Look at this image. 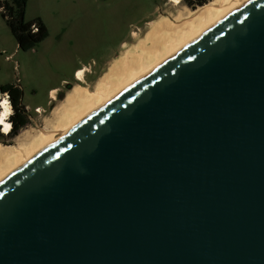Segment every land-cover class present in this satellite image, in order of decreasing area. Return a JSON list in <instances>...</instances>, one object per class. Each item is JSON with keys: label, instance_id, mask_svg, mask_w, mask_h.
Returning a JSON list of instances; mask_svg holds the SVG:
<instances>
[{"label": "water", "instance_id": "1", "mask_svg": "<svg viewBox=\"0 0 264 264\" xmlns=\"http://www.w3.org/2000/svg\"><path fill=\"white\" fill-rule=\"evenodd\" d=\"M0 264H264V0L3 176Z\"/></svg>", "mask_w": 264, "mask_h": 264}, {"label": "rangeland", "instance_id": "2", "mask_svg": "<svg viewBox=\"0 0 264 264\" xmlns=\"http://www.w3.org/2000/svg\"><path fill=\"white\" fill-rule=\"evenodd\" d=\"M199 6L187 0L178 5L170 0H28L25 20L40 18L48 35L26 51L17 48L0 14V85L20 86L28 115L14 136L0 132V143H31L39 129H52L77 84V68L90 69L77 81L92 89L115 58L140 48L156 22L187 16ZM53 88L58 90L54 99L49 95Z\"/></svg>", "mask_w": 264, "mask_h": 264}, {"label": "bare ground", "instance_id": "3", "mask_svg": "<svg viewBox=\"0 0 264 264\" xmlns=\"http://www.w3.org/2000/svg\"><path fill=\"white\" fill-rule=\"evenodd\" d=\"M170 1L178 5L181 0ZM245 1L212 0L188 10L187 16L175 20L163 17L156 22L140 48L115 58L92 89L78 82L67 93L64 115L52 129H39L31 143H0V179Z\"/></svg>", "mask_w": 264, "mask_h": 264}, {"label": "trees", "instance_id": "4", "mask_svg": "<svg viewBox=\"0 0 264 264\" xmlns=\"http://www.w3.org/2000/svg\"><path fill=\"white\" fill-rule=\"evenodd\" d=\"M28 0H1L0 14L13 35L17 48L26 51L32 49L36 44L44 40L48 31L44 22L40 18L25 20V9ZM207 0H187L190 6L202 5ZM35 25L39 31H33ZM13 88L11 84L0 85V91H5ZM13 105L17 113V122L13 124L10 136H14L18 130L28 123V115L25 111V106L22 103V90L16 89Z\"/></svg>", "mask_w": 264, "mask_h": 264}, {"label": "clouds", "instance_id": "5", "mask_svg": "<svg viewBox=\"0 0 264 264\" xmlns=\"http://www.w3.org/2000/svg\"><path fill=\"white\" fill-rule=\"evenodd\" d=\"M32 27L34 33L39 31V29L35 25H33ZM89 70L90 69L87 68L78 69L75 72L76 79L83 80L84 72ZM57 91V89H52L50 90L49 95L54 99ZM37 111L39 112L40 109H37ZM12 115H14V110L10 102L9 93H0V132L5 135H7L13 127V122L9 120V117H11Z\"/></svg>", "mask_w": 264, "mask_h": 264}, {"label": "flooded vegetation", "instance_id": "6", "mask_svg": "<svg viewBox=\"0 0 264 264\" xmlns=\"http://www.w3.org/2000/svg\"><path fill=\"white\" fill-rule=\"evenodd\" d=\"M76 79V77H75ZM76 79V83H78V81L80 82V80ZM82 82V81H81ZM16 89H20V86L19 85H13V88L9 89V90H5V91H0L1 93H4V92H8L9 93V96H10V102H11V105L13 107V110H14V115H12L11 117H9V120L11 122H13V124H15L17 122V113H16V109L13 105V100L15 98V94H16ZM1 136V134H0Z\"/></svg>", "mask_w": 264, "mask_h": 264}, {"label": "crops", "instance_id": "7", "mask_svg": "<svg viewBox=\"0 0 264 264\" xmlns=\"http://www.w3.org/2000/svg\"><path fill=\"white\" fill-rule=\"evenodd\" d=\"M80 68H87V67L83 66V67H80ZM80 68H77V69L75 70V72H76L78 69H80ZM53 89H55V88H53ZM51 90H52V89H51Z\"/></svg>", "mask_w": 264, "mask_h": 264}, {"label": "built area", "instance_id": "8", "mask_svg": "<svg viewBox=\"0 0 264 264\" xmlns=\"http://www.w3.org/2000/svg\"><path fill=\"white\" fill-rule=\"evenodd\" d=\"M18 85V84H17ZM37 111V109H35Z\"/></svg>", "mask_w": 264, "mask_h": 264}]
</instances>
